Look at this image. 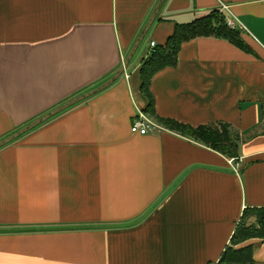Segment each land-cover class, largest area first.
I'll use <instances>...</instances> for the list:
<instances>
[{
    "label": "crops",
    "instance_id": "obj_1",
    "mask_svg": "<svg viewBox=\"0 0 264 264\" xmlns=\"http://www.w3.org/2000/svg\"><path fill=\"white\" fill-rule=\"evenodd\" d=\"M158 2L0 0V140L118 73ZM223 5L253 53L190 40L151 92L161 118L231 124L239 158L160 124L132 134L150 44ZM161 7L116 83L0 149V264H218L243 212L264 207V0ZM248 246L264 264V239L234 248Z\"/></svg>",
    "mask_w": 264,
    "mask_h": 264
},
{
    "label": "trees",
    "instance_id": "obj_2",
    "mask_svg": "<svg viewBox=\"0 0 264 264\" xmlns=\"http://www.w3.org/2000/svg\"><path fill=\"white\" fill-rule=\"evenodd\" d=\"M216 38L228 41L244 52L253 53L242 38V34L235 28H230L220 10L214 11L201 19L189 24H177L172 36L165 45H157L149 49L147 56L141 61L139 71L141 92L148 99L145 114L169 131L194 140L204 147H208L236 161L239 158L241 136L226 122L207 124L199 127L190 126L169 118H161L155 110V96L151 92V82L154 75L167 67H176L180 48L184 43L198 38ZM255 218V222L250 221ZM253 238L264 239V207L247 208L239 225L234 231L230 246L219 259L218 264H256L253 260L254 248L248 246L236 250L234 246Z\"/></svg>",
    "mask_w": 264,
    "mask_h": 264
},
{
    "label": "water",
    "instance_id": "obj_3",
    "mask_svg": "<svg viewBox=\"0 0 264 264\" xmlns=\"http://www.w3.org/2000/svg\"><path fill=\"white\" fill-rule=\"evenodd\" d=\"M164 2H165V0H159L158 4L156 6V9L154 10V12H153L152 16L149 18V20L147 21L148 23L146 24L144 29L139 34L137 41L135 42L132 49L130 50L131 52L127 56V58L123 64L124 66L122 67L121 70H119L118 73H116L113 77L108 79V81H106L105 84H103L97 88L92 89L90 92L81 94V95L77 96V98H75V99H72L66 103H63V105L57 107L56 109L51 110L48 114H46V115H44L38 119H35V121L25 125L18 132L14 133L10 136H7V138L1 139L0 140V149L7 147V145L17 141L18 139H20L25 134L34 131L36 128H38L42 124H45L46 122H48L50 119L56 117L57 115H60L61 113H63L67 109H69L73 106H76L78 103H81L83 101L90 99L92 96H95L96 94H99V93L105 91V89L111 87L114 83H116L118 81L119 77L122 74H124L126 69L130 66L129 65L130 62L133 60V57L135 56L138 49L140 48V46L142 45V43L146 39V34L148 33L151 26L154 24L155 19L159 15L160 10L162 8L161 6L163 5Z\"/></svg>",
    "mask_w": 264,
    "mask_h": 264
},
{
    "label": "built area",
    "instance_id": "obj_4",
    "mask_svg": "<svg viewBox=\"0 0 264 264\" xmlns=\"http://www.w3.org/2000/svg\"><path fill=\"white\" fill-rule=\"evenodd\" d=\"M228 10V7L223 5L220 12L224 15L225 19H227L228 26L230 28L237 29V25L235 20L230 19L225 14V11ZM156 46V44L153 42L150 44V49H153ZM131 128L132 134H139V135H149L152 132H155L158 129H161V126L154 120H152L150 117L146 116L144 113H140L137 118L134 121Z\"/></svg>",
    "mask_w": 264,
    "mask_h": 264
},
{
    "label": "rangeland",
    "instance_id": "obj_5",
    "mask_svg": "<svg viewBox=\"0 0 264 264\" xmlns=\"http://www.w3.org/2000/svg\"><path fill=\"white\" fill-rule=\"evenodd\" d=\"M146 45H147V41L142 45V47L137 51V54H135V57H134V62H136L137 61V59L142 55V53H143V49L146 47Z\"/></svg>",
    "mask_w": 264,
    "mask_h": 264
}]
</instances>
